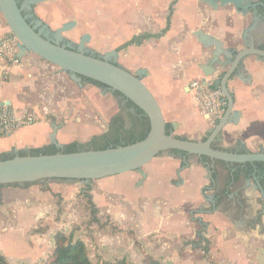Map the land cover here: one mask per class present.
<instances>
[{
    "label": "crops",
    "instance_id": "0c3cea01",
    "mask_svg": "<svg viewBox=\"0 0 264 264\" xmlns=\"http://www.w3.org/2000/svg\"><path fill=\"white\" fill-rule=\"evenodd\" d=\"M37 1L34 15L52 19L55 30L73 23L61 37L73 33L78 39L75 46L81 41L83 49L87 43L94 44L95 33L103 34L101 30L109 43L107 52L124 44L112 57L116 64L130 73L146 72L142 83L157 101L165 123L175 124L174 136L191 141H202L211 130L196 107L189 83L210 78L204 77L200 67L211 58L212 44L217 41L223 50L241 51L248 43L264 50V37L260 36L264 21L251 22V10L242 19L236 7L213 0ZM250 3L240 0L244 9ZM51 4L56 6V14H48L52 11L46 8ZM258 11L264 15V9ZM95 12L102 15L98 21ZM85 16L87 21L82 23L80 18ZM9 32L0 15V36ZM54 68L32 53L4 72L0 65V106L17 115L29 112L39 118L34 125L0 138V153L52 144V124L57 126L53 139L59 145L84 143L102 134L81 125L77 107L65 109L71 105L61 101L53 109L48 103L34 101L33 96L45 101L44 93L37 89L39 80L47 75L67 76ZM226 71L216 68L211 76L214 85ZM69 78L80 88L81 81ZM227 90L233 98V116L216 142L226 149L242 146L250 153L264 151V59L246 58L227 82ZM68 118L71 121H60ZM181 162L165 152L142 167L144 179L129 172L92 181L89 194L97 213L90 228L93 245L89 257L98 256L92 264H141L144 255L161 264H264V208L255 182L262 178L252 170L248 177L241 175L215 206V197L226 188L235 168L221 162L206 167L194 156L185 161L186 168L180 169ZM211 170L216 174L214 188ZM78 185L52 181L27 188H0V255L7 264H42L47 259L54 235L65 234L54 228L58 226L56 215H76L77 205L87 206ZM85 213L91 215L89 210ZM101 220H108L114 233L99 230Z\"/></svg>",
    "mask_w": 264,
    "mask_h": 264
},
{
    "label": "water",
    "instance_id": "95a60500",
    "mask_svg": "<svg viewBox=\"0 0 264 264\" xmlns=\"http://www.w3.org/2000/svg\"><path fill=\"white\" fill-rule=\"evenodd\" d=\"M213 1L224 6L236 7V14L239 17L246 18L247 11L249 15V10H251L255 17L264 19V15L258 11V9H264V0H259L254 6H251L250 3L245 9L240 6V0ZM30 4L35 7V0L30 1ZM28 10L34 16V9L28 6ZM0 15L9 31L19 42L17 54L19 59L26 53H32L47 63L56 66L78 82L81 81V78H86L100 83L106 87L105 90L100 88V94L103 95L109 91L118 92L123 98L140 109L149 120L147 136L143 140L127 146L67 154L17 155L12 159L1 160L0 186L39 181H79L87 184L129 172H136L144 179L145 174L142 167L161 153L170 150L184 152L197 158L207 157L212 162L217 161L225 164L264 163V151L238 154L216 150L211 147L233 116V98L227 90V82L239 71L246 58L254 56L264 59V50L245 42L246 45L241 51L235 49L223 50L221 44L217 41L212 44L214 47L213 54L200 69L204 77L213 76L216 68L227 69L218 82V87L224 98L222 117L211 128L205 141L182 140L177 139L174 135L166 134L161 109L154 96L142 83L146 72L141 69L135 73H130L111 61V58L115 57L121 50L120 48L105 56L95 57L83 52V41L78 45L77 51L61 46L59 44L62 40L61 34L69 30L73 23L64 24L54 32H51L39 19H35L32 25L28 22L23 14V8L17 4L16 0H0ZM50 34L54 36V42L47 39ZM115 99L119 109L115 115H121L128 128L130 121L126 111L121 107L123 100L119 97ZM171 126L175 129V124L172 123ZM56 129L57 126L52 124L51 142L57 147H61L62 145L57 144L53 139ZM255 182L256 185L259 184L257 180ZM259 189L261 190V188ZM261 253L264 255V251Z\"/></svg>",
    "mask_w": 264,
    "mask_h": 264
},
{
    "label": "trees",
    "instance_id": "16d2710c",
    "mask_svg": "<svg viewBox=\"0 0 264 264\" xmlns=\"http://www.w3.org/2000/svg\"><path fill=\"white\" fill-rule=\"evenodd\" d=\"M81 83H87L94 87L102 88L104 90L106 88L102 84L86 78H81ZM215 86L218 87L217 84H215L214 87ZM109 92L113 98L119 97L123 100V104H121V107L123 110L126 111V115L130 121V126L128 128L125 125V120L123 119V117L117 114L109 120V125L106 132L100 135L92 136L89 139V141L85 143L71 142L69 144L62 145L61 147H57L54 144H49L39 149H30L20 152H8V153L6 152L0 154V161L12 159L17 155L39 156V155H53L57 153L67 154V153H75V152H83V151L105 150L109 148H116L119 146H127L143 140L147 136L149 131V120L147 116L135 105H133L130 101L123 98L118 92L115 91H109ZM165 132L166 134L173 135V128L170 123H165ZM174 137H176L177 139L185 140V138L183 137H178V136H174ZM207 137L208 135L204 137L202 141H205ZM211 147L216 150L233 152L238 154L249 153L247 149H245L242 146L226 149V148H222L217 142H214L211 145ZM167 153L175 158L183 160V162H181L180 164V169L186 168L185 161L190 157L188 154L176 150H170ZM199 160L206 167H209L213 163L207 157H200ZM216 162L217 161H215L214 163ZM229 165L235 168V171L233 172V175L229 177V179H227V184L225 186L226 188L223 191L219 192L218 194L219 197L218 196L215 197V206L227 195L228 187L231 182L237 180L241 175L248 177L251 174V170H253L252 168L254 166L259 171V174L261 173L262 170L264 171V163H254V164H245V165L229 164ZM210 174H211L210 184L213 187L216 181V174L212 170L210 171ZM44 182L47 181H39L35 183H25V184L1 185L0 188L3 187L27 188L33 185H40ZM91 183L92 182H89L84 185L82 196L86 200L87 207H89V212L91 214V221L93 222L95 220V214L97 213V210L95 209L91 201V196L89 194ZM198 238L199 240L201 239L200 236ZM198 245H199V241L197 242L196 247ZM0 264H7L5 258L1 255H0ZM42 264H92V263L86 245L84 244L83 241L78 239L73 240L71 234L64 235L63 233L58 232L53 237V250ZM141 264H161V263L153 260L147 255H144Z\"/></svg>",
    "mask_w": 264,
    "mask_h": 264
},
{
    "label": "rangeland",
    "instance_id": "374dc122",
    "mask_svg": "<svg viewBox=\"0 0 264 264\" xmlns=\"http://www.w3.org/2000/svg\"><path fill=\"white\" fill-rule=\"evenodd\" d=\"M48 7L46 9L48 11H52V12H49L48 14L51 15L56 12L55 5L51 4ZM87 14L88 13H85V15ZM94 15L97 18V21H98V18L100 19L102 18V15L98 12H95ZM36 17L42 20L39 17V15H36ZM43 19L45 21L44 20L42 21L46 23L49 28L51 27L48 24L52 26V30L56 29L55 23L53 24V21H51L52 19L50 18H43ZM80 20L82 21V23L83 22L86 23L87 17L85 16L84 18H80ZM80 31L82 32V33L80 32V34L82 35L83 28H80ZM101 31L103 32V34L95 33L94 44L92 43L89 45V43H87L84 45L85 46L84 49L88 51H92L99 56H105L106 55L105 53H109L107 51L110 47H109L108 40L104 36L105 31L104 30H101ZM92 32L93 30H91V33ZM73 35L74 34L70 32L67 34L65 33L64 40L68 41L70 44L78 43L77 37ZM122 45H120L119 47L121 49L125 48L124 47L125 45L124 46ZM94 46L97 47L98 52L97 50H94L95 49ZM113 47L114 48L111 49L112 51L116 47L118 48V46L116 45H114ZM111 59H113L114 62L117 63V60L115 58H111ZM54 69H56L55 71H61L59 68H54ZM59 73H62V71ZM66 75L69 77L68 74ZM67 76H64V78L61 79V78H54L51 75H47L43 77L41 80H39L37 84V89L39 92L44 93L45 101L42 98L39 99V97L33 96L34 101L37 104H41V105L43 103L44 104L48 103L49 106L51 105L53 109L55 108L54 105H56V103H59L61 101L66 102L68 103V105H71V106H68L65 109H68V108L71 109V108L77 107L78 115L82 118L81 125H89L92 129H94V133L106 132L108 129V125H109V119L119 111V109L117 108L116 99L113 98L109 92H106L103 95L100 94V88L94 87L87 83H81L80 88H79L77 87L75 83L71 81L70 78L68 79ZM84 86H88L86 90L85 89L83 90ZM74 102H77V103H74ZM63 120L71 121L70 118L62 119L60 121H63ZM76 121H77L76 119L73 120L74 123H76ZM42 147H39V148H42ZM39 148H36V149H39ZM24 150H30V149L11 150L9 152H20ZM2 153L3 152H1L0 154ZM49 182H52V181H47L44 183L47 184ZM78 183H79L78 189L82 191L84 189V186L81 184L83 183L79 181ZM81 199L83 201L85 200L84 197H82ZM87 210H89V207L86 206L85 208H83V206L77 205V208H75L76 215H56V219H57L56 222L58 226H54V228L56 230L65 231L64 235L71 234L73 237V240L82 239L84 244L86 245L88 254L92 255L93 239H91L92 237L90 235L91 233L90 228H91V224L93 223L91 221V215H87L85 213ZM193 214H196V213L194 212ZM100 228H103L102 230L107 229L108 231L113 232V233L115 231V228H113L109 224L108 220L106 221L101 220V224L99 225V230H101ZM200 228L202 229V227ZM206 245L207 243L205 244V246ZM200 250H204V249L202 248ZM135 251L138 254V251L137 250ZM139 257H141L140 254H139ZM97 259H98V256H96V258L93 257L91 260L97 261ZM138 263H140V260L138 261Z\"/></svg>",
    "mask_w": 264,
    "mask_h": 264
},
{
    "label": "built area",
    "instance_id": "2783aa9c",
    "mask_svg": "<svg viewBox=\"0 0 264 264\" xmlns=\"http://www.w3.org/2000/svg\"><path fill=\"white\" fill-rule=\"evenodd\" d=\"M19 42L16 37L9 32L0 36V65L2 71H6L9 65H18ZM3 77L6 79L5 75ZM215 77L193 80L189 83L196 107L202 116L206 117L210 128L222 117L223 95L219 87H214ZM39 121L37 115L23 112L17 115L7 106H0V138L8 137L23 127L32 126Z\"/></svg>",
    "mask_w": 264,
    "mask_h": 264
},
{
    "label": "flooded vegetation",
    "instance_id": "af4514ba",
    "mask_svg": "<svg viewBox=\"0 0 264 264\" xmlns=\"http://www.w3.org/2000/svg\"><path fill=\"white\" fill-rule=\"evenodd\" d=\"M17 1V4L20 6V7H22L23 8V14L25 15V17L27 18V20H28V22L29 23H31L32 25L34 24V20L36 19V16L34 15H32L31 14V12H30V10H28V6H30L32 9H34V6L32 5V4H30V1H32V0H16ZM37 1V0H36ZM259 1V0H258ZM258 1H256L255 2V0H251V6H254L255 4H257V2ZM239 16V15H238ZM257 17V16H256ZM254 15H253V13L251 12V17H250V20H251V22H255V21H264V19H261V18H259V17H257L256 18ZM242 19H244L243 17H241ZM38 30V29H37ZM260 36L263 38L264 37V34H260ZM262 38H260V39H262ZM48 40H50V41H52V42H54L55 41V38H54V36L53 35H48V38H47ZM59 44L61 45V46H64V47H67V48H71L72 50H74V51H77V49H78V46H75V45H72V44H70L68 41H66V40H64V39H62L60 42H59ZM83 52L85 53V54H87V55H90V56H95V57H99V55H97V54H95L94 52H92V51H88V50H84L83 49ZM111 61H113L112 59H111ZM123 104V103H122ZM253 170H252V173H253V175H258L259 174V171L255 168V166L252 168ZM259 177H261L262 178V181L260 182H258L259 184L256 186V189H257V192H259L262 196V202H263V208H264V171L262 170L261 171V173L259 174ZM259 188H261V190H262V192H263V194H262V192H261V190L259 189Z\"/></svg>",
    "mask_w": 264,
    "mask_h": 264
}]
</instances>
